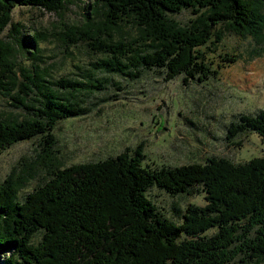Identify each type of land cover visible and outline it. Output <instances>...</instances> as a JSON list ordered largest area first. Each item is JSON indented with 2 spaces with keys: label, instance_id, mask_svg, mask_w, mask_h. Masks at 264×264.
<instances>
[{
  "label": "trees",
  "instance_id": "1",
  "mask_svg": "<svg viewBox=\"0 0 264 264\" xmlns=\"http://www.w3.org/2000/svg\"><path fill=\"white\" fill-rule=\"evenodd\" d=\"M77 1L0 0V35L13 26L15 7L58 14ZM88 8L80 25L66 23L59 33L68 46L82 41L97 55L78 78L53 79L37 49L26 51L28 66L15 68L12 46L0 40V95L26 113L0 118V152L38 137L43 157L52 159L54 126L85 115L80 96L103 89L105 79H94L93 71L138 78L144 70L161 69L165 81L181 76L183 83H201L215 73L205 56L224 32L264 42V0H96ZM182 9L192 15L185 24L170 17ZM23 38L20 45L31 48L42 39ZM259 54L251 50L247 60ZM226 129L225 139L254 132L264 147V110L241 114ZM143 158L138 146L96 162L54 166L22 200L17 192L26 176L11 171L0 182V264L264 262V152L242 163L212 156L157 168L142 165ZM152 187L171 197L199 191L204 204L184 206L176 223L147 197Z\"/></svg>",
  "mask_w": 264,
  "mask_h": 264
},
{
  "label": "rangeland",
  "instance_id": "2",
  "mask_svg": "<svg viewBox=\"0 0 264 264\" xmlns=\"http://www.w3.org/2000/svg\"><path fill=\"white\" fill-rule=\"evenodd\" d=\"M94 2H73L58 14L36 7L13 8V26H7L0 40L12 46L14 67L28 66L26 51L37 49L36 55L39 54L42 66L49 68L53 79L78 78L80 68H88L87 64L95 62L97 55L82 41L68 46L59 33L66 23L80 25ZM191 16L190 9L170 15L180 24ZM224 33L221 42L214 48L210 46L211 52L205 56L215 73L201 83H183L181 76L165 81L161 69L144 70L138 78L93 71L94 79H105L103 89H92L80 96L88 110L85 115L63 119L54 126L52 159L43 157L38 137L8 146L0 152V182L11 171L13 176H26L23 188L17 192L18 200H22L49 178L54 166L96 162L125 150L130 153L138 146L144 154L142 165L150 168L203 163L212 156L233 163L261 156L264 147L254 132L240 133L231 140L225 139V135L228 123L239 115L264 110V42ZM38 34L42 39L33 48L26 42L20 45L24 35ZM256 49L260 54L247 60L248 53ZM229 54L239 59L223 62L222 57ZM11 103L9 97L0 95V118L8 114L16 119L26 116L23 108H15ZM237 142L240 144L235 145ZM146 195L165 217L176 223L181 220L184 206L204 204L203 193L199 191L191 196L171 197L152 187ZM39 237L35 235L33 242Z\"/></svg>",
  "mask_w": 264,
  "mask_h": 264
}]
</instances>
